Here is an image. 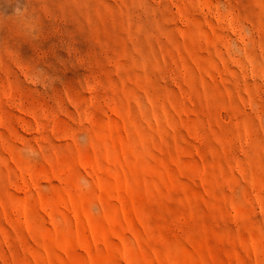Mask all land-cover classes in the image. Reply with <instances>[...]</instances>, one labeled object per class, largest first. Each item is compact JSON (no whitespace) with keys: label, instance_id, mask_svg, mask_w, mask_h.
I'll return each mask as SVG.
<instances>
[{"label":"rangeland","instance_id":"1","mask_svg":"<svg viewBox=\"0 0 264 264\" xmlns=\"http://www.w3.org/2000/svg\"><path fill=\"white\" fill-rule=\"evenodd\" d=\"M0 264H264V0H0Z\"/></svg>","mask_w":264,"mask_h":264}]
</instances>
